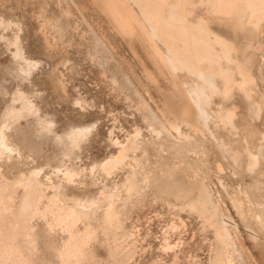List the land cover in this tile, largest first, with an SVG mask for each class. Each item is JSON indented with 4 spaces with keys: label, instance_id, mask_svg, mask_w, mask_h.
<instances>
[{
    "label": "rangeland",
    "instance_id": "obj_1",
    "mask_svg": "<svg viewBox=\"0 0 264 264\" xmlns=\"http://www.w3.org/2000/svg\"><path fill=\"white\" fill-rule=\"evenodd\" d=\"M0 16L19 24L25 56L41 63L40 71L34 73L30 85L20 83L16 77V65L8 50L5 53V44L0 41V118L12 106L19 108L18 103H12L13 94L19 90L38 110L40 119L53 124L51 132L47 133L37 126L35 118L20 120L11 131V143L18 150L20 159L2 166L0 170L12 185L22 175L27 177L33 171L40 172L39 178L44 184L46 179L54 185L60 182L63 185L59 195L65 208L73 207L75 202L84 205L93 201L97 204V211L88 219L94 240L89 245L85 264H212L218 251L213 228L207 222V214L198 207L190 208L197 203L202 186L208 188L219 212L236 224L245 263L264 264V228L261 229L257 221L261 218L257 205H264V156L255 173L251 174L246 169L244 155L246 150L256 154L257 148L264 146V103L260 102L264 95V31L252 44L253 48L260 47L261 51L251 52L257 77L251 95L259 106L258 114L255 106L250 108L246 104L240 92L233 93V102L231 99L222 102L220 98H215L216 105L222 103L227 109L235 110V129L224 128L217 120L210 124V134L205 131L202 135H193L181 127L184 134L190 132L191 142H175L172 145L174 141L170 138L154 140L149 115L143 110L141 102L145 100L156 113L157 108L169 100L175 107L180 106L181 95L171 94L173 90L164 76H157L158 88L148 82L146 72L154 76L157 74L139 44L127 45L89 0H0ZM14 32L16 30L11 28L5 35L7 38L11 35V39ZM64 62L67 65L64 66ZM76 102L79 106H75ZM93 125L94 129L77 148L67 144L66 137L72 127ZM136 131L144 141L141 140L143 144L135 154L140 157L133 156L142 164L139 166L130 159L125 163L127 166L124 164L114 169L110 176L104 174L101 164L118 151L114 142L123 144ZM221 138L222 143L226 142L224 146L227 145L224 150L217 144ZM160 141H164L163 144ZM186 144L191 148H187ZM193 151L197 156L192 155ZM236 153L239 159L234 164L231 157ZM66 170L78 175L72 185H64L61 180ZM133 173L138 183L137 191L127 198L124 185ZM111 191H118L120 196L113 202L117 221L104 229L101 217L107 203L103 197ZM45 194L47 198L53 195L52 191ZM22 195L18 189L13 197L14 214ZM237 201L241 203V216L232 207ZM45 206L47 199L42 200L40 211ZM48 224L49 218L46 222L31 221V225L39 231L37 245L40 252L34 264H60L57 253L65 236L58 229L49 230ZM84 226L85 223L80 222L77 229L83 231ZM248 232L256 235L258 240L253 241ZM166 243L173 247L172 251L165 250Z\"/></svg>",
    "mask_w": 264,
    "mask_h": 264
},
{
    "label": "bare ground",
    "instance_id": "obj_2",
    "mask_svg": "<svg viewBox=\"0 0 264 264\" xmlns=\"http://www.w3.org/2000/svg\"><path fill=\"white\" fill-rule=\"evenodd\" d=\"M89 2L104 17L112 31L127 45L132 46L133 43L139 44L157 74L154 76L150 72H146L148 82L158 88L157 76H164L173 90L171 94L181 95V101H178L180 106L175 107L168 98L169 101H166L165 104L163 103L161 108L159 106L156 113L151 110L150 105L148 106L145 103V100L141 102L143 110L149 115L150 127L155 136L154 140L170 138V140L174 141L172 145H175V142L178 144L181 142L189 143L192 139L191 136H188L190 132L184 134L181 127H185L184 129L191 131L193 135H202L205 131L210 134L211 130H209V126L215 120L219 121L224 128L229 127L231 130H234L235 110L227 109L228 107L222 106V103L216 105L217 103L214 101L215 98H220L222 102H226L232 98L234 92L242 93L246 104L250 108L255 106L256 114L260 111L259 106L254 102L251 95L257 82L253 62L255 61L254 55L251 52L261 51L260 47L255 49L256 47L253 48L252 44L259 40V36L264 31V0H89ZM67 9L70 10L69 8ZM11 28H14L16 32L9 39L11 35L7 38L5 33L9 32ZM227 30L229 33H226L229 35L225 34ZM0 32V41L6 46L2 45L6 48L4 51L8 50L12 61L16 65L17 79L22 84L30 85L32 83L31 79L34 73L41 67V63L25 56L21 47L19 24L5 19L4 16H0ZM92 37L90 38L92 39ZM83 39H85V36ZM8 52L6 51L5 53ZM91 52L93 51L91 50ZM262 57L264 56L262 55ZM65 65L67 64L65 63ZM126 72L128 71L124 73ZM116 83L119 84L120 82ZM163 93L165 94V92ZM166 93L168 92L166 91ZM168 94L170 95V93ZM234 95L236 96V94ZM233 99L230 101L233 102ZM77 102L79 103V101ZM77 102L75 106L78 104ZM260 102L264 103V95L260 98ZM12 103H18L20 105L19 108L16 109V107L12 106L0 118V169H2V166L9 165L15 160L20 159L18 150L11 143V131L15 129L14 127L20 120L28 117L35 118L37 126L47 133L51 132L53 127L52 122L46 123L40 119L38 110L27 100L23 92L16 90L12 97ZM212 107L215 109L212 110ZM245 107L243 108L245 109ZM243 108L242 110L244 111ZM138 111L137 113H139ZM71 129L73 130L66 137L67 144L71 148H77L89 135L90 131L94 129V125L82 128L78 127L76 129L72 127ZM262 134L264 135V133ZM141 137L139 131H136L131 137H127V141L123 144L118 141L114 142L118 147L116 148L118 151L101 164V171L110 176V173L114 169L124 165L130 159L140 166L142 164V162L140 163L141 160L138 163L133 155L140 149V144H143L142 141L144 140ZM220 140L221 142L218 141L219 143L217 144L224 150L227 147V145L224 146L226 142L222 143L223 138ZM192 141H194V138ZM215 141L217 142V140ZM198 143H195V145H198ZM181 148L180 150H182ZM187 148L191 147L188 146ZM187 148L183 149L187 150ZM257 149L256 154H252L247 150L244 154L246 169L251 174L259 166L260 160L264 158V146L260 145ZM199 150L202 151L201 149ZM181 154H184V152ZM238 155L236 153L231 157L234 164L238 162ZM194 156L197 155L194 154ZM229 163L231 164V162ZM125 165L127 166V164ZM141 167L143 168V166ZM2 172L0 170V264H34L37 259L36 256L40 252L37 245L39 231L36 229V226L31 225V221L37 219L46 222L48 218L50 221L48 229H58L65 236V240L64 242L62 241L63 244L57 253L59 263L85 264L89 255V245L94 240L93 232L91 233L89 228L88 219L90 216H94L98 209L97 204L93 201L84 205L75 202L73 207L65 208L59 195V190L63 184L61 185L59 181L58 184L54 185L51 180L46 179L47 183L45 182L44 184L40 181V172L33 171L27 177L22 175L19 181L12 185L8 183L6 176ZM133 175L134 173L126 179L124 185L127 198H130L137 191L138 183H136L135 176ZM61 176L64 185H72L78 175L66 170ZM218 183L221 184L220 181ZM18 189L22 191L23 195L17 213L14 214L12 212L13 197ZM207 189L206 186L200 188L197 203L192 204L190 208L195 209L198 207L200 211L207 214V222L213 228L218 251L212 264H246L242 248L238 243L236 224L219 212L218 205L213 204L214 202ZM46 191H49V193L52 191L53 195L47 198ZM117 197L118 199L120 198L118 191H111L103 197L107 203V207L101 217L104 229L110 228L117 221L113 208V202L118 200ZM43 199H47V206L40 211ZM238 202L240 201L233 202L232 207L241 216L242 207L241 203ZM257 207L261 210V218L257 220L258 225L263 229L264 205H257ZM80 222L85 223L83 231L77 229V224ZM168 229L170 230L171 228L168 227ZM136 231L138 232V229ZM248 234L253 241L256 242L258 240L256 235L250 232ZM161 244L163 243L161 242ZM164 248L166 251L173 250V247L169 243H166Z\"/></svg>",
    "mask_w": 264,
    "mask_h": 264
}]
</instances>
